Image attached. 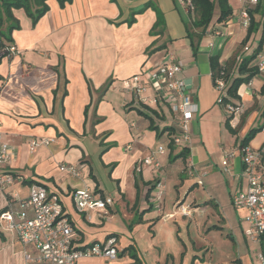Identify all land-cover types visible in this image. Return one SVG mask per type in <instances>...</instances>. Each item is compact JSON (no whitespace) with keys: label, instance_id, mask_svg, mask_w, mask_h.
<instances>
[{"label":"crops","instance_id":"0c3cea01","mask_svg":"<svg viewBox=\"0 0 264 264\" xmlns=\"http://www.w3.org/2000/svg\"><path fill=\"white\" fill-rule=\"evenodd\" d=\"M47 4L49 12L35 27L24 11L15 13L21 27L12 33L17 54L0 63V155L3 145H9V159L0 164V178L12 179V184L0 185V211L14 195L26 198L31 186L25 182H35L59 196L80 235L77 248L105 243L109 236L117 239L116 259H83V264H168L169 257L174 260L185 254L190 258L183 233L190 238L192 215L163 217L175 213L179 205L191 207L189 182L193 178L196 186L205 189L208 200L192 206V214H206L205 207L210 205L215 213L200 230L205 234L201 248L206 250L202 264H212L213 238L225 224L229 240L220 252L227 253L226 264H264L259 259L264 255L261 244L244 234L246 211H236L231 202L233 192L245 184L240 143L250 130L261 129L264 120V73L256 68L258 60L250 64L255 69L251 86L243 84L238 99H232L243 107L237 128L218 104L215 88V79L225 72L231 79L238 77L237 59L258 48L262 28L243 45L245 1L229 0L233 13L223 23H218L220 11H215L196 52L188 37L195 11L191 13L183 0H73L64 8L57 0ZM154 5L163 14L162 28H155ZM255 18L263 19L261 15ZM260 54L264 56V44ZM213 59L222 68L220 75L213 71ZM173 60L182 63L181 76L192 81L187 93L197 108L189 125L190 141L184 145L187 153L176 159L182 149L170 145L178 133L174 115L164 101L165 91L150 84V74ZM135 76L149 84L148 96H157L158 105H142L125 91L124 83ZM146 115L158 131L150 128ZM171 128L174 134L167 130ZM43 138L55 142L32 150L31 142ZM249 146L264 150L262 130ZM160 147L165 149L162 155ZM230 153L235 156L225 174L222 162ZM148 159L153 160L151 165L145 164ZM62 166L75 167L78 174L63 172ZM159 180L165 184L162 212L152 201ZM82 189L110 197L113 206L101 213L78 212L73 195ZM119 209L124 212L122 219ZM138 216L141 220L136 223ZM118 232H130L129 245L124 242L122 247ZM0 235L6 242L2 261L25 264L23 247L15 236L2 227Z\"/></svg>","mask_w":264,"mask_h":264},{"label":"built area","instance_id":"2783aa9c","mask_svg":"<svg viewBox=\"0 0 264 264\" xmlns=\"http://www.w3.org/2000/svg\"><path fill=\"white\" fill-rule=\"evenodd\" d=\"M245 8L242 12V26L248 29L250 26L249 9L255 7L259 0H244ZM191 13L194 12V6L190 0L186 2ZM13 55L17 54L15 47L11 48ZM258 60L256 68L259 73H264V56L257 55ZM242 61L240 56L236 65ZM183 65L177 60L169 64L158 67L150 74V84L157 91L164 90V101L170 107L174 115L178 133L171 139L174 147L183 149L185 144L190 141L189 125L197 112L196 105L191 101L187 93L186 80L181 76ZM248 87L251 82H248ZM125 91L131 92L137 97L142 105H158V97H150L149 84L141 77L135 76L124 83ZM215 88L219 93L218 104L223 106L231 115V126L237 128L240 123V117L243 113L241 104L235 101H228V81L224 74L215 79ZM264 132V120L261 128ZM0 122V138H1ZM54 139L33 140L31 142L32 150L41 145H50ZM9 145L4 144L0 155V164L9 159ZM240 157L242 165L241 178L244 180V186L233 192L231 196L232 206L236 211H246L244 234L254 242L261 243L264 235V150H254L249 145L240 148ZM165 153V149L160 147L158 154ZM235 153L225 155L222 162L224 173L228 174L227 166ZM152 159L145 161V164L151 165ZM61 171L70 172L77 175L75 167L62 166ZM191 176L194 170H188ZM12 184L11 178H0V185ZM202 185V182H198ZM152 198L155 209L162 212V204L165 198V184L159 180L154 188ZM75 208L78 212L89 211L105 212L107 208L114 204L110 197H102L94 194L88 189L75 191L73 195ZM177 214L182 216H191L192 208L190 206L179 205L176 212L171 215H165L164 220L175 218ZM0 227L7 233L15 236L16 241L23 247V257L25 264H83V259L106 258L114 260L118 257L117 239L114 236L109 237L105 243L93 244L84 248H77L76 244L80 240V235L65 214L63 204L56 194H51L48 190L39 185L30 187L29 195L26 198H20L17 195L12 197L11 202L0 214ZM259 259L264 262V255L260 254Z\"/></svg>","mask_w":264,"mask_h":264},{"label":"trees","instance_id":"16d2710c","mask_svg":"<svg viewBox=\"0 0 264 264\" xmlns=\"http://www.w3.org/2000/svg\"><path fill=\"white\" fill-rule=\"evenodd\" d=\"M49 0H0V63L4 58H11L13 54L11 53V48L13 45L12 33L15 30H20V23L17 19L15 13L17 11H24L27 17L31 20L32 26L35 27L38 22L49 12L48 6ZM61 8H64L67 4H72L73 0H57ZM187 2L188 0H183ZM194 6L195 20L192 22L191 27L188 28V37L191 41V47L194 52L197 51L199 43L205 35L208 27L210 26L215 11L218 9L220 11L218 23H223L229 19L233 11L229 5V0H190ZM157 14V27L164 26L163 14L159 11L157 6H152ZM250 16V26L247 29V36L243 41V45H246L251 37L258 33L262 28V35L258 44V48L249 56H246L242 61L237 64V70L239 76L231 79L228 73H224L225 80L230 82L228 85V101L232 99H238V90L245 84L250 82V79L255 74V69L250 68V64L256 59L257 55L261 52L262 46L264 44V5L259 0L258 4L253 8L251 7L248 11ZM261 15L262 21H257L255 16ZM213 71L215 74L222 72V68L218 65L217 60L213 59ZM3 86V79L0 76V88ZM147 116V115H146ZM150 121V128L154 131H158V127L155 126L154 121L151 117L147 116ZM170 133L174 134V129H167ZM167 130H163L166 132ZM261 131L260 128H255L250 130V132L245 136V138L240 143V148H244L249 145L251 140L255 137L257 133ZM171 147H174L170 143ZM187 149L184 148L182 151L176 155V158L185 156ZM30 186L36 184L35 182H25ZM41 185V184H37ZM42 186V185H41ZM5 212V210L0 211V214ZM2 237V235H0ZM111 237V236H109ZM3 238V237H2ZM261 246L264 251V235L261 239ZM129 250H132L129 249ZM135 260L138 261L136 255H132Z\"/></svg>","mask_w":264,"mask_h":264},{"label":"rangeland","instance_id":"374dc122","mask_svg":"<svg viewBox=\"0 0 264 264\" xmlns=\"http://www.w3.org/2000/svg\"><path fill=\"white\" fill-rule=\"evenodd\" d=\"M254 44V43H252ZM255 45V44H254ZM251 49V47H250ZM251 51V50H250ZM168 147V146H166ZM195 179L191 178L190 186H191V197L188 199V202L191 201V207L194 205H198V204H203L206 203L204 202L205 200H208V198L206 197V192L205 189L203 187L200 186H196L195 184ZM204 198H206L204 200ZM209 206V205H208ZM206 208V214H200V213H195L193 212L192 216H191V228H190V238L188 239L187 237V232L185 231L184 236L186 234V244L188 245V249L190 252V258L188 260V258L186 257L185 254L181 255V256H175V259L173 260V258L169 257L167 260L168 264H173V262L175 264H183L184 261H189V264H202V262L200 261L206 250L203 248H201V246H203V242L205 238V234L204 233H200V230L203 228L204 223L207 221L208 218H210L212 215H215V213L213 212V207L212 205H210L209 207H205ZM241 212V211H239ZM119 215L120 218L122 219V215L124 214V212L119 209ZM140 216H138L136 223H138L140 221ZM128 226L127 228L130 229V223H126ZM1 228V227H0ZM225 228V229H224ZM224 228H218L217 232H219V234H216L213 238L214 243L216 244V250H215V254L213 257V261L212 264H226V259H228L227 257V253L223 252L221 253L220 251H222V247H224L225 242L224 241H228L229 240V233L227 231L226 228L227 225L225 224ZM119 235V243H121L122 247L124 246L123 243L125 245H129V243L132 241V236L130 235V232H128V234L126 232H118ZM139 237V235H136ZM183 236V235H181ZM8 237V236H7ZM150 237V236H149ZM227 239V240H225ZM9 240V239H8ZM143 242V247H146V244L144 241ZM6 242L4 241V238L0 237V264H5L4 261H2V256H3V248L5 247ZM201 248V249H200ZM229 250H231L229 248ZM228 251V250H227ZM163 263H165V259L163 258L162 260Z\"/></svg>","mask_w":264,"mask_h":264},{"label":"water","instance_id":"95a60500","mask_svg":"<svg viewBox=\"0 0 264 264\" xmlns=\"http://www.w3.org/2000/svg\"><path fill=\"white\" fill-rule=\"evenodd\" d=\"M191 82H192L191 80L186 81V85L189 86L191 84ZM188 88H190V87H187V89Z\"/></svg>","mask_w":264,"mask_h":264}]
</instances>
